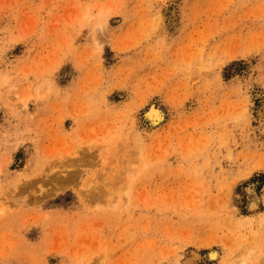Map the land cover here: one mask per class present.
Segmentation results:
<instances>
[{"label":"rangeland","instance_id":"obj_1","mask_svg":"<svg viewBox=\"0 0 264 264\" xmlns=\"http://www.w3.org/2000/svg\"><path fill=\"white\" fill-rule=\"evenodd\" d=\"M0 264H264V0H0Z\"/></svg>","mask_w":264,"mask_h":264},{"label":"bare ground","instance_id":"obj_2","mask_svg":"<svg viewBox=\"0 0 264 264\" xmlns=\"http://www.w3.org/2000/svg\"><path fill=\"white\" fill-rule=\"evenodd\" d=\"M164 113L161 111L160 108H158L157 106L155 105H152L150 106V108L147 110L146 112V116L145 118L150 121L152 123L153 126H156L158 125L159 123H161L163 120H164ZM66 183V182H65ZM68 183V182H67ZM64 184V183H63ZM66 185V184H64ZM256 201V200H255ZM253 208L256 207L252 206ZM214 252V251H213ZM214 258H217L218 257V253L214 252L212 253V255H210Z\"/></svg>","mask_w":264,"mask_h":264}]
</instances>
